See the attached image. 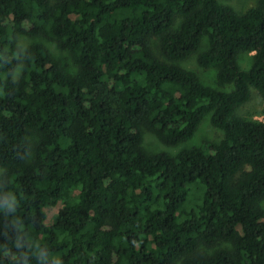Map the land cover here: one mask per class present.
Returning <instances> with one entry per match:
<instances>
[{"label": "trees", "instance_id": "1", "mask_svg": "<svg viewBox=\"0 0 264 264\" xmlns=\"http://www.w3.org/2000/svg\"><path fill=\"white\" fill-rule=\"evenodd\" d=\"M193 55L217 86L178 65ZM252 87L264 100V0H0V264H264ZM206 116L220 140L144 145Z\"/></svg>", "mask_w": 264, "mask_h": 264}, {"label": "rangeland", "instance_id": "2", "mask_svg": "<svg viewBox=\"0 0 264 264\" xmlns=\"http://www.w3.org/2000/svg\"><path fill=\"white\" fill-rule=\"evenodd\" d=\"M219 1L222 2L223 4H228L234 7L236 11H238L239 13H244L250 8L257 5V0H219ZM20 40L21 43L24 45L30 44L34 41H40V42L42 41L47 44V46L52 50L54 55L61 58L63 64L68 65L69 69L75 67L69 57L68 52L59 49L56 43L49 41L45 37H32L26 34H22L20 36ZM153 45L155 51L158 52L159 55L161 56L159 38L153 40ZM251 55L252 54H249L247 52H241L239 55V63L241 67L245 70L249 69L252 66L253 57ZM178 65H181L189 70L196 72L205 84L217 86L215 70L211 68L202 67L198 63L196 55H193L188 59L179 62ZM218 88L221 90H231L234 88V85L227 84L225 86H221ZM238 113L245 118H249V119L255 118L262 121L264 120V100L262 99V97L255 88L253 87L251 88L250 100L239 108ZM203 120L204 121L201 123L195 136L184 143L168 146L161 143L152 133L147 132L145 133L144 145H146L147 148L152 150H156V151L165 150L170 153H176L184 148L200 145L206 140H220L223 137V132L211 125L210 117L206 116ZM0 172H1V168H0ZM50 215L53 217L56 216L57 208L50 209ZM50 223L51 221L49 220L48 224ZM226 245L227 244H223L220 246H226Z\"/></svg>", "mask_w": 264, "mask_h": 264}]
</instances>
